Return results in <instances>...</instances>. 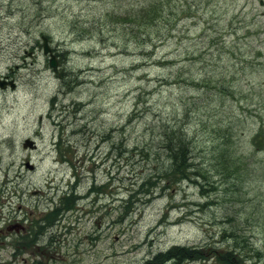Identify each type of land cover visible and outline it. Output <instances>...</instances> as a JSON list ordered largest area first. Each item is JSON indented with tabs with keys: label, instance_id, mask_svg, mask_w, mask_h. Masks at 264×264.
Instances as JSON below:
<instances>
[{
	"label": "rangeland",
	"instance_id": "obj_1",
	"mask_svg": "<svg viewBox=\"0 0 264 264\" xmlns=\"http://www.w3.org/2000/svg\"><path fill=\"white\" fill-rule=\"evenodd\" d=\"M0 76V264H264V0H0Z\"/></svg>",
	"mask_w": 264,
	"mask_h": 264
},
{
	"label": "trees",
	"instance_id": "obj_2",
	"mask_svg": "<svg viewBox=\"0 0 264 264\" xmlns=\"http://www.w3.org/2000/svg\"><path fill=\"white\" fill-rule=\"evenodd\" d=\"M263 134V133H262ZM174 136H170V138L168 140L163 141V144L161 145V148H165L166 150H164L166 152V157L165 159L171 161V168L168 166V168L166 169H160V171L162 172L163 176L165 177V179L168 181L175 177L177 178L175 183L180 182L182 179L186 178L185 176H182L184 171H186L189 168V161H188V156H190V152L191 149L189 148V145H185V136L183 135H178L177 138H175L173 140ZM174 143V144H173ZM174 178V179H175ZM174 181V180H173ZM172 181V183H173ZM158 186V185H157ZM59 208V207H57ZM42 220L47 223L48 220L46 218V216L44 215L42 217ZM41 225V224H39ZM33 235L31 234L30 237H32ZM237 246V245H236ZM180 247L179 246H175L173 247V250L175 252H179ZM201 249H199V253H200ZM161 253V252H159ZM157 254V258L158 255H163L166 253H161V254ZM196 251H191L190 249L188 250V252L185 254L184 252L178 253L175 258L180 259V255L184 256L183 259L185 258H190L191 256L195 255ZM229 257L228 255H226L225 258ZM231 261V260H230ZM156 263H157V259H156Z\"/></svg>",
	"mask_w": 264,
	"mask_h": 264
},
{
	"label": "bare ground",
	"instance_id": "obj_3",
	"mask_svg": "<svg viewBox=\"0 0 264 264\" xmlns=\"http://www.w3.org/2000/svg\"><path fill=\"white\" fill-rule=\"evenodd\" d=\"M43 37H46V39H47V43H48V47H49V49H50V51L52 52V53H55V50H54V48L52 47V45H51V40H50V36L49 35H47V34H42L41 35V39L43 38ZM46 56H47V58H48V61H49V56L47 55V54H45ZM0 87H1V85H0ZM65 130H66V128H64ZM63 132H65V131H63V130H61L60 132H59V135H58V139H57V145H59V144H61V143H63V137H64V133ZM192 173V172H191ZM186 175H187V178L189 177V171L188 170H186ZM101 191V190H100ZM62 194L59 196L60 197V201H62V200H64L65 198H67V197H72V195L71 194H69V195H67V193H66V191L65 190H62V192H61ZM66 195H67V197H66ZM72 200H69V202H71ZM56 207H60L59 205H56ZM70 209H72V207H70L68 210H70ZM175 246H177V245H174V247ZM238 246V245H237ZM161 253H163V251H161ZM161 253H159V254H161ZM232 254H234V252H227L226 253V255H228V256H230V255H232ZM157 257V254L156 255H154L152 258H150V259H148V260H146V261H148V262H155L156 263V258ZM176 259V258H175ZM146 263V262H145ZM240 263H242V261H239V259L237 260V259H231V262H230V264H240ZM243 264V263H242Z\"/></svg>",
	"mask_w": 264,
	"mask_h": 264
},
{
	"label": "water",
	"instance_id": "obj_4",
	"mask_svg": "<svg viewBox=\"0 0 264 264\" xmlns=\"http://www.w3.org/2000/svg\"><path fill=\"white\" fill-rule=\"evenodd\" d=\"M46 39V38H45ZM50 51L47 42L45 41V52ZM50 64L51 66H53L55 68V70L57 71V61L55 56L53 55L51 60H50ZM7 83H9L11 85V87H15V83L11 80V81H6L4 79H0V85L2 87H5L7 85ZM28 145L29 146H33V142L32 141H28Z\"/></svg>",
	"mask_w": 264,
	"mask_h": 264
}]
</instances>
